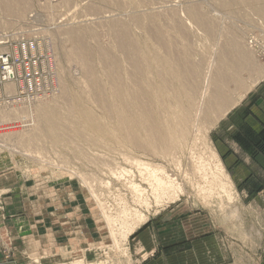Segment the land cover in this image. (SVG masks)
Returning <instances> with one entry per match:
<instances>
[{
  "label": "rangeland",
  "instance_id": "1",
  "mask_svg": "<svg viewBox=\"0 0 264 264\" xmlns=\"http://www.w3.org/2000/svg\"><path fill=\"white\" fill-rule=\"evenodd\" d=\"M8 1L14 4L9 11L2 5ZM8 1L0 0L4 23L10 11H16L17 0ZM56 1L61 8L51 14L43 1L29 0L28 11L19 10L14 24L0 27V55L4 51L14 61L20 59L16 62L20 73L29 61L30 69L41 70L31 82L38 91L34 96L22 95L23 78L1 81L0 108L22 106L12 117L15 125L8 126L18 136L31 138L43 103L55 107V99L64 97L62 111L73 115L71 120L81 133L64 117L68 122L64 126L59 118L49 119L51 126L67 131L60 139L45 135L23 141L0 136V178L16 182L0 184L10 189L0 202L4 221L16 219L9 227L34 231L29 245L20 237L0 236L3 262L264 264V189L239 187L217 148L218 121L210 124L199 114V106L211 97V80L221 65L222 87L230 103L240 102L264 79L263 0ZM131 18L139 19L133 26L132 44L145 50L132 60L142 62L144 75L121 53L109 32L110 21L132 23ZM69 30L80 37L88 70L67 56ZM155 30H161L163 44L153 37ZM31 42L34 49L22 54L19 45ZM100 44L118 60L114 76L108 73ZM224 44L231 52L228 66L219 61ZM168 50L177 56L167 55ZM193 90L197 91L192 94ZM132 93L155 94L149 97L148 107L158 119L142 118L140 137L147 133L154 137L163 126L175 127L163 154L159 140L157 147L147 144L142 150L128 137L132 128L124 125L127 114L120 99ZM212 109L215 115L223 111ZM26 111H31L30 116L24 117ZM138 116L143 117L140 112ZM23 125H29V130ZM153 125L160 128L151 129ZM8 126L0 125V130L7 131ZM173 218L201 226L190 235H212L210 244L201 241L189 248L187 239L176 243L168 232L163 234L164 243H169L164 251L142 255L138 232L152 221ZM178 231L182 229L175 227L173 232ZM179 252L183 255L178 263L156 262Z\"/></svg>",
  "mask_w": 264,
  "mask_h": 264
},
{
  "label": "bare ground",
  "instance_id": "2",
  "mask_svg": "<svg viewBox=\"0 0 264 264\" xmlns=\"http://www.w3.org/2000/svg\"><path fill=\"white\" fill-rule=\"evenodd\" d=\"M6 1H8V0H6ZM41 1H43V3L45 5H48L50 7L51 14H55L56 13V11H57L56 8L57 9L58 8H61V6L58 7L59 6V2L57 3L56 0H41ZM116 1H118L116 3H119L120 0H116ZM67 3H68V1H67ZM2 5H4V7H6L8 11L9 10H12L14 8L13 7L14 4L13 3L11 4L9 1L3 3ZM29 5H30L29 4V0H17V2H16V11L15 12L10 11L12 13V15H9V12H7V15H9L12 18H9V16L8 17L5 16L6 17V20H7V21H5V23L8 24V25L9 24L10 25L11 24H14L15 21H16V19H17V17L19 19L20 15H21V14H19L20 13L19 10L20 11H25L28 8H30ZM261 7L264 9V0H263V3L261 5ZM2 8H3V6H2ZM31 11H32V9H31ZM53 11H55V12L53 13ZM50 12H49V14H50ZM193 12L196 13L197 11L195 10ZM22 19H23V17H22ZM132 20H133L132 23H127V22L118 21V20L110 21V23H109L110 24V30H109V32L112 33L114 35L115 39L117 40V41L116 40L115 41L118 44V49H120L121 53L124 54L125 57H127L128 59H131V60L134 59L136 56L140 55L139 53L143 50L142 47H137L136 45L132 44L133 39L135 40V33H134V27L133 26H135V25H137L139 23V19L136 18V19H132ZM5 23H4V21L0 20V27H2L3 25H5ZM207 26L209 28H212L211 23H207ZM151 32L152 33H155L156 34V37L155 36H153V37L157 41H160L161 44H163V40L165 41V39H164V36H162V34H161L162 33L161 30H155V31H151ZM69 33H70L69 34V38L70 39H69V41H67V44L65 45V48L67 50V56L69 57V59H72V61L74 60V62L80 63L82 66H84L88 70V68L86 66V59H87L86 54H85V52L82 51L83 48L79 46L80 44H82V42L80 41L79 35L77 33H75V31H72V30H69ZM225 41H227V38H226ZM31 43H24L23 45L20 44L19 45L20 46V52L22 54H24L25 52H28L29 49H30V47H28V46H30ZM226 47H225V44L223 45V47H221V50H220V53H219V59H220L219 61H220V63L221 62H223L225 64L226 63H229V61H228L229 58L228 57H229V54L231 52H228L225 49ZM233 47L235 48V46H233ZM99 48H100V51H101V53L103 55V59L106 61V63L108 62L107 63V66H106L107 67V70H108V73H110L111 75L114 76L115 73H116V67H117L116 64L118 63V60L116 59V57L114 56V54L112 53V51H110L109 49L105 48V46H103V45L100 44ZM164 48H166V50L167 49H170V48L165 47V46H164ZM144 51L145 50H143V52ZM232 52H233V50H232ZM2 53L3 54L0 55L2 57L0 59V63H4V61H8V63L10 64L9 65L10 69H7L8 68L7 67L4 70L3 73L0 71V82L1 81H8L7 80V77L8 78H12L13 81L18 80L19 78H23L24 79L23 90H25V91L22 90V95L24 94L25 96L26 95L27 96H34L38 91L36 89V86L34 84H31V82H34L35 79L38 78V77H36L35 72H37L40 75V71L41 70L39 68L37 70L30 69L31 63L29 61V62H27V66L25 67L24 71L22 73H20L19 70L17 69V65H15L13 63V62L20 61V59H16L14 61L13 58H12V56L9 55V54H7V52H4L3 51ZM167 55H171V57L172 56H175V57L177 56V55H175V53L172 50L169 51ZM178 61H179V59H178ZM180 61L182 62L183 60H180ZM130 63L134 66L135 70H137L138 72H140V73H142L144 75V71L145 70H144V67H143L142 62L137 63L135 60H132V61H130ZM225 64H224V66H225ZM173 66L174 65H172V67ZM232 66H234V65H232ZM220 67L222 68L223 65H221ZM238 67H236V70H237ZM199 68H202V67L199 66ZM219 68H218V70L216 72L217 75H215L213 77V80H211L212 84H211V88H210L211 89V93H210L211 94L210 95L211 97H210V99L208 98L209 99L208 102H204L202 105L199 106V110H200V113L199 114H200V116L203 115L204 120L207 121V122H209L210 124L211 123L213 124L215 121H218L219 122L220 119L223 116H225L231 109H233L237 105V102H238V101L233 102V103L228 102V98L225 95L226 90L224 91L223 90L224 87H222V86H224L223 85V79L225 78V77H222L221 76L222 75V69L223 68L221 70ZM232 68H234V67H232ZM185 69H188V67L186 66ZM238 69H240V68H238ZM2 74L5 75V79H2L1 78V75ZM25 74H26V76H25ZM185 84L187 85L186 82H185ZM114 86L116 88L118 87L116 84H114ZM12 87H13V84L8 85V89H12ZM227 89H228V86H227ZM134 90H135V88H134ZM134 90H132V91H134ZM209 90H208V92H210ZM196 91L193 90L192 91V94L195 93ZM205 94L207 95V93H205ZM143 96H145V93L144 94H139V93L134 94V93H132V94H130L128 96H124V97H122L120 99L121 100V103H122V105H121L122 106V110H123V112H126V114H127L126 119L123 118V119H125V121H123L124 122V125L127 124L126 125L127 127L132 128V131L128 134V137H130V139H132L133 145H135V147H138V148H140L142 150H144V148H146L147 144H149L151 146L152 144L154 145V144L157 143V142H155L156 140H159L164 145L163 150H161L159 153H162L163 154L164 153V150L167 148L165 146L168 145V142L167 141L171 140L172 133L175 131V127L174 126H169V127L168 126H163L161 128L162 130L159 133H157L154 137L148 136L149 135L148 133L145 136L143 135L144 137H140V133L137 132V131L141 127V122H142L141 120H142V118L148 117V118L154 119L156 121L158 119L157 113L153 112L148 107V105H150L151 102H152V98H153L152 96H155V94L152 93L151 95L150 94L149 95H146L147 97H143ZM149 97H152V98H149ZM1 98L2 97L0 95V99ZM206 99H203V101L206 100ZM190 102H192V101H190ZM54 103H55V107L53 106V104H51V108H50V106L48 107L47 105H45L43 103V106L41 107L42 111L40 110V112H41L40 119L38 120L36 117H35L36 119L34 118L35 122H34L33 125H34L35 128L32 130L34 132L32 133L33 136H31V138H28L25 135L24 136L23 135L18 136V134L16 132L17 130L16 129L13 130L14 127H9L8 126V125H15V123L13 122L14 119L12 117L15 114H19L22 111V109H23L22 106H16L13 109L12 108L9 109V108H7V106L1 107L0 108V125H3L4 124V125L8 126V129L5 128V130H7V131L0 130V136H2V134H4V135L8 134V136H10L9 138L11 140L18 138V139L23 140V141L24 140H29V139H37V138H40V137H44L45 135L46 136H48V135L50 136L51 135V137H54L56 139H60L61 136L65 135L67 133V131L64 130V129H62V128H57V127L51 126V123H49V121L51 120V118H59L58 120L60 121V125L61 126L62 125L64 126V123H68V122L64 121L65 119L63 120L64 117H66V119L70 120V122H71L70 126L74 128V131L76 133H81V130L79 128H77V126L74 124L73 120H71V118H72L73 115L70 112L62 111L65 108V105H66L65 104V98L64 97H59V98L55 99ZM194 107H196V106H194ZM212 108H221V109H223V111L220 114L215 115V114H213L215 110H213ZM139 112H140V114L143 117L138 116V113ZM30 113H31V111L29 113H28V111H26V115L24 117L30 116L29 115ZM188 116H190V115H188ZM196 122H198V121H196ZM163 125H165V124H163ZM22 127H25L24 129L29 130L28 129L29 128V125L28 126L23 125ZM150 128L151 129H157V128H160V127L157 126V125H153ZM121 130H122V128H121ZM39 131H40V133H39ZM24 133H26V132H24ZM17 145H18V143H17ZM154 146L157 147V145H154ZM153 149L155 150V148H153ZM219 164H222V162L219 163ZM220 167L223 168V165L222 166L220 165ZM144 221H146V220H144ZM139 225H137V226H139Z\"/></svg>",
  "mask_w": 264,
  "mask_h": 264
},
{
  "label": "crops",
  "instance_id": "3",
  "mask_svg": "<svg viewBox=\"0 0 264 264\" xmlns=\"http://www.w3.org/2000/svg\"><path fill=\"white\" fill-rule=\"evenodd\" d=\"M214 133V135H216L215 141L217 148L220 150L225 166L234 174V179L239 187H250L252 185L260 191L263 190L264 79L259 81L251 90L246 92L240 102H238L237 105L227 113V115L220 119L218 125L214 129ZM4 179V176L0 178V184H16L13 180L6 181ZM8 190L10 189H6L4 185L0 186L1 205L3 204V197L8 193ZM0 209V236L2 239L9 237L15 240L17 237H20L24 244L29 245L31 238H34V231H29L26 228L17 229L13 228V226L9 227V223L16 219L4 221L5 208L0 206ZM29 219L35 221L34 217H29ZM11 223L13 224V222ZM180 225H182V228H180ZM175 227L177 229H182V231L173 232ZM200 229L201 226L195 227L190 221H188V224H185V221L180 223L178 218H173L172 221H152L149 225L138 232L139 240L137 243L140 244L141 253L144 256L164 251L165 246L169 243H164L165 236H163V234L168 232V234H170L168 237L175 238L176 243L184 242L185 239H187L184 243L187 244L189 248H196L197 244L201 241L203 243L205 242V244L207 243L208 246L211 242L212 235L205 236L206 234H204V237H200L203 234L199 235L198 233L190 235L192 231L195 232V230L199 231ZM50 231L51 235H53L54 232L52 231V228ZM191 237L193 238L191 239ZM187 252L195 253L192 249H189ZM204 252L207 253L205 248ZM182 255L183 252H179L167 257L165 260L163 258H158L156 262L167 261L166 263H178L181 261ZM0 264H5L1 259V254Z\"/></svg>",
  "mask_w": 264,
  "mask_h": 264
},
{
  "label": "built area",
  "instance_id": "4",
  "mask_svg": "<svg viewBox=\"0 0 264 264\" xmlns=\"http://www.w3.org/2000/svg\"><path fill=\"white\" fill-rule=\"evenodd\" d=\"M28 47H30L31 49H34V44L33 43H31L30 44V46H28ZM2 57L0 56V59H1ZM15 65H16V62H13ZM9 63H8V61H4V63H0V71L3 73L4 72V70L7 68V67H9ZM18 66V65H17ZM1 78L2 79H5V75L4 74H2L1 75Z\"/></svg>",
  "mask_w": 264,
  "mask_h": 264
}]
</instances>
